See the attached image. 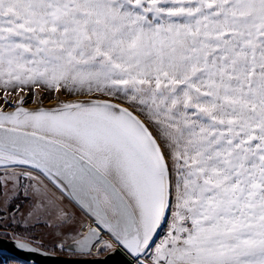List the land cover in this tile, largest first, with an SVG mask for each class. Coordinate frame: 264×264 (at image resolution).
Returning a JSON list of instances; mask_svg holds the SVG:
<instances>
[{
  "label": "snow or ice",
  "instance_id": "obj_1",
  "mask_svg": "<svg viewBox=\"0 0 264 264\" xmlns=\"http://www.w3.org/2000/svg\"><path fill=\"white\" fill-rule=\"evenodd\" d=\"M38 226L72 257L264 264V0H0V229L41 251Z\"/></svg>",
  "mask_w": 264,
  "mask_h": 264
},
{
  "label": "water",
  "instance_id": "obj_2",
  "mask_svg": "<svg viewBox=\"0 0 264 264\" xmlns=\"http://www.w3.org/2000/svg\"><path fill=\"white\" fill-rule=\"evenodd\" d=\"M45 107L51 104H44ZM0 256L7 257L23 264H91L100 260L104 264H127L128 257L123 252L106 253L100 257H65L53 253L41 251H26L16 247L15 242L0 236Z\"/></svg>",
  "mask_w": 264,
  "mask_h": 264
},
{
  "label": "rangeland",
  "instance_id": "obj_3",
  "mask_svg": "<svg viewBox=\"0 0 264 264\" xmlns=\"http://www.w3.org/2000/svg\"><path fill=\"white\" fill-rule=\"evenodd\" d=\"M62 99H63V97H62ZM51 103H54V102H49L47 100L44 102V104H51ZM27 106L28 107H35V105H32L31 103H29ZM5 231H7V236H5L3 234ZM0 236L10 238L11 237V231L0 229ZM34 238H35V240L40 241L45 245V248L43 249L44 251L49 252V253H53L56 255H60V256L72 257V256H69L67 253H62L58 250H56V251L53 250L52 241L54 239V236L51 234V230L45 229L43 226H38L34 230ZM82 258H86V257H82Z\"/></svg>",
  "mask_w": 264,
  "mask_h": 264
},
{
  "label": "crops",
  "instance_id": "obj_4",
  "mask_svg": "<svg viewBox=\"0 0 264 264\" xmlns=\"http://www.w3.org/2000/svg\"><path fill=\"white\" fill-rule=\"evenodd\" d=\"M0 264H23L7 257L0 256Z\"/></svg>",
  "mask_w": 264,
  "mask_h": 264
}]
</instances>
